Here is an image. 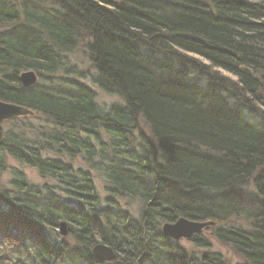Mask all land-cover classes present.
Masks as SVG:
<instances>
[{"label":"trees","instance_id":"obj_1","mask_svg":"<svg viewBox=\"0 0 264 264\" xmlns=\"http://www.w3.org/2000/svg\"><path fill=\"white\" fill-rule=\"evenodd\" d=\"M83 41L93 83L121 104L100 110L64 61ZM26 71L57 84L24 89ZM0 100L54 125L29 140L0 126V174L10 158L49 180L14 170L0 190V264H228L202 234L165 237L179 218L214 222L204 232L234 264H264V0H0ZM78 157L104 199L64 161Z\"/></svg>","mask_w":264,"mask_h":264},{"label":"rangeland","instance_id":"obj_2","mask_svg":"<svg viewBox=\"0 0 264 264\" xmlns=\"http://www.w3.org/2000/svg\"><path fill=\"white\" fill-rule=\"evenodd\" d=\"M6 1H9V2L14 3V4H19V3L21 4L23 2V0H6ZM46 1L47 0H44V2H46ZM109 1L113 2V3L114 2H117V3L120 2V0H109ZM81 44H82L80 46L81 48L76 50L73 54L69 55L68 59L64 60L66 62V64L72 65V66L76 67L79 71L82 72V76L79 77V80L75 79V78H74V80H78V83L87 86L88 88H90L94 92L95 102H96V104L100 110L104 111V110H107L114 105L121 104L119 97L113 96V95H110V94H107V93L101 91L93 83L92 80L95 81V78H96L95 77V71L92 67V64H90L88 62V60L86 59V55L83 53L84 51L82 50V48H84L85 42L83 41ZM187 56H189V55H187ZM193 58L198 60L199 62L203 63L204 65H207L206 61L201 60L195 56H193ZM217 72L220 76H222V78H224L228 81L227 83H234L236 80L235 77H233L229 74H226V73L222 72L221 70H218ZM55 84H57V80H55V81L49 80L46 77L43 80H40L39 77L36 76L35 85H40V86L46 87V86H50V85L53 86ZM35 85H33V86H35ZM33 86H31V87H33ZM54 88L56 89V88H58V86H55ZM24 89H27V88H24ZM208 92L213 93L212 90H210ZM0 126L2 127L1 131H4V132H8V131L12 132L13 130L16 129L14 132L16 134H19L22 131V134H24V133L27 134L25 139H28V140H29V138H32V137H30V136H32V134H30V133L33 131L35 132V130L39 129V130H49L50 131L52 127L54 128V125H52L51 122L45 120L41 116L34 114V113L32 116L16 118V119H14L8 123L6 122L3 124H0ZM34 139H35V137H34ZM47 155L52 156L50 153H48ZM64 161L67 163H70V165L74 168H77V169L80 168V169L89 171L92 178H93L97 194L99 195V197L101 199H104L106 197L107 193L105 191V187H106L105 180L102 179L100 176L96 175L90 169V166L87 163H85L80 157L74 159L73 161H71L70 159H65ZM6 163H7V167L4 169V172L0 174V190H8L10 188V183L12 182L11 174L16 173V172H14V170L20 174H23V176L25 178V182L31 186L40 187L41 185H44L45 181H49L48 179L41 178L35 169L29 168L23 164H19L18 162H15L14 160H12L10 158L6 159ZM226 201L229 203H232L233 205L241 206L239 204L240 202H237V201L232 200L230 198L229 199L227 198ZM125 204H126L125 201H120L121 207L124 208L126 206ZM246 205H250V203H247ZM128 210H130L132 213H133V211L135 212L136 211V205L135 204L130 205L128 207ZM63 223H65V222L63 221ZM65 225H66V223H65ZM213 226H214V224L207 227V228H211ZM237 226H239V227L248 226L249 227V223L244 222L242 225L238 224ZM65 229L67 231V235L65 237H62L59 233V225H58V229L56 230L57 234H58V238H60V239L62 238V239L67 240V236H68L67 225H66ZM201 234H202L204 239L208 238V240H210V242L212 244L211 251L212 252H218L219 254H221L223 256L224 260L228 264H234V263L240 262L239 257H237V255H235V253L233 252L232 249H230L227 246L222 245L221 243L216 242V240L211 236L210 231H207V232L202 231ZM198 235H200V234H198ZM191 239H181V240L177 241V243L181 247L191 248V245L188 244V241Z\"/></svg>","mask_w":264,"mask_h":264},{"label":"water","instance_id":"obj_3","mask_svg":"<svg viewBox=\"0 0 264 264\" xmlns=\"http://www.w3.org/2000/svg\"><path fill=\"white\" fill-rule=\"evenodd\" d=\"M240 70L250 73L249 69L241 67ZM18 81L23 88H30L36 83V75L32 71H26L19 75ZM33 112L26 108L0 101V122L18 117L32 116ZM212 221H193L179 218L172 223H164L161 227L162 234L170 240L177 242L181 239H191L201 234L207 227L213 225ZM65 223H59V233L62 237L67 235ZM93 256L101 263H107L114 259L113 250L104 244H96L92 248Z\"/></svg>","mask_w":264,"mask_h":264},{"label":"bare ground","instance_id":"obj_4","mask_svg":"<svg viewBox=\"0 0 264 264\" xmlns=\"http://www.w3.org/2000/svg\"><path fill=\"white\" fill-rule=\"evenodd\" d=\"M0 101H1V100H0ZM18 118H21V117H18ZM14 119H16V118L9 119V120H3V121L0 122V124L6 123V122L8 123V122H10V121H12V120H14ZM204 230H205V229H204ZM204 230H203V231H204Z\"/></svg>","mask_w":264,"mask_h":264}]
</instances>
